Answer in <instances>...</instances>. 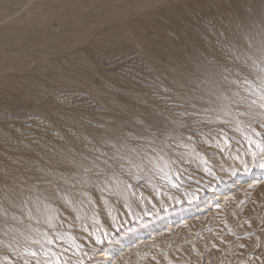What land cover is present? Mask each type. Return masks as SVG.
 I'll return each instance as SVG.
<instances>
[{"label":"rangeland","instance_id":"obj_1","mask_svg":"<svg viewBox=\"0 0 264 264\" xmlns=\"http://www.w3.org/2000/svg\"><path fill=\"white\" fill-rule=\"evenodd\" d=\"M262 41L264 0H0V264H264L261 117L260 136L249 116L193 123L229 81L264 111ZM192 111L201 115L175 123ZM153 134L175 141L177 187L158 178L168 155L153 156L126 198L75 184L95 149L111 156L112 144ZM53 186L89 196L66 207ZM22 189L41 196L31 217Z\"/></svg>","mask_w":264,"mask_h":264},{"label":"snow or ice","instance_id":"obj_2","mask_svg":"<svg viewBox=\"0 0 264 264\" xmlns=\"http://www.w3.org/2000/svg\"><path fill=\"white\" fill-rule=\"evenodd\" d=\"M264 44V41H262ZM261 56L264 58V47L261 48ZM260 84L257 86L260 89H264V67L260 69ZM224 80H228V77H224ZM237 83V81H229L228 86L224 85H216L215 91H212L210 95L215 97V101H208L210 106L208 108L203 109V113L207 114L206 120H196L193 123H214L216 119H219V114L223 113L226 116H232L233 119L237 120V124H242L243 120L238 119V117L249 116L250 120L248 123V127L252 128V131L256 136H260L261 133L256 131V128L253 127V123L255 122L256 115L261 117V123L259 127L264 128V111L259 113L252 112V105L256 104V100H251L248 103V97L242 95L240 91H233L231 88L232 84ZM243 84H248L249 81L245 77L242 80ZM247 88L244 89V92H248ZM218 93V94H217ZM261 100H264V92L261 94ZM200 99H204L201 97ZM247 104V108L244 111L240 110V106ZM195 108V105H193ZM259 108L264 110V103H260ZM181 119L176 121L175 123L179 124L181 127H185L186 123L183 117L187 116H199L201 113L196 111L192 112H182L179 114ZM224 123H228L227 120ZM239 130V127L237 128ZM171 137V133L168 134ZM141 143L136 147H130L127 142H121L119 147L116 144H112L111 147L115 149L113 155L109 156L106 152L101 151L99 148L95 149L97 155L91 160L90 166L80 164L78 167L82 169L80 172L74 174L78 175L80 179L76 180L75 184L78 185H87L95 188L97 192L100 193L101 198L103 199L105 194H111L116 197L126 198L131 195H135L134 185L129 181L132 178L136 180H141L143 177L141 173L146 170L150 171L151 166H154L153 156L162 157L163 155H168V161L165 164L167 171L161 170L163 174L158 178L166 181L171 184L172 187H177L178 185L175 183V180L179 179V169L176 168L177 163H183V161H179L178 157L170 155V152L173 149L174 140L170 142L168 138L164 140H160L158 137L153 134L152 140L145 143L147 140L146 137H137ZM187 140L190 142L192 140V136H188ZM187 147V144H185ZM264 151V149H262ZM87 159V157L85 158ZM260 167H264V155H261V163ZM247 170V169H246ZM121 175L127 177L126 180H121ZM66 184L69 183L67 179L64 181ZM75 184L73 188H75ZM33 191H35V186H33ZM52 194L56 197H60L63 200V203L66 207L72 205L73 203H79L84 205L86 203L85 199L80 197H88L89 193L81 192L79 195H72L71 199L67 194L61 196V191L59 188L53 186ZM18 198V206L21 209H27L28 214L31 217L32 209L29 208V205H32L36 209L37 212L40 211L38 205L42 202L40 195L30 196L25 193L22 189L19 193L16 194ZM45 200L48 198L45 197ZM91 199L87 201V203H91ZM123 207L130 208V205L127 203L125 199V203L122 205ZM0 211H3L5 214L7 213V208H0ZM56 217L53 216L48 220L49 229H58L60 226L57 224H53L52 220ZM75 219H79V217H75ZM49 244L61 241L62 236L58 233L54 235L52 238L45 237ZM39 243V241H36ZM95 243L98 245L102 243L100 237L95 239ZM243 247V245H241ZM31 256L35 257L37 255L36 251H32L30 249H25ZM27 264V261L24 262ZM39 264V262H37ZM47 264H51V261H48ZM82 264V262H81Z\"/></svg>","mask_w":264,"mask_h":264},{"label":"bare ground","instance_id":"obj_3","mask_svg":"<svg viewBox=\"0 0 264 264\" xmlns=\"http://www.w3.org/2000/svg\"><path fill=\"white\" fill-rule=\"evenodd\" d=\"M238 184H240V182H238V183H236V185H238ZM225 193L224 192H221V193H218L216 196L217 197H215V199L217 198V199H222V197L224 198V195ZM205 202V201H204ZM203 202H201V204H202ZM197 205H199L200 206V204H197ZM197 205H194V206H197ZM193 206V207H194ZM193 207H191L192 209H194ZM190 209V208H189ZM188 210V208H186V209H181V210H179V212H177V213H175L176 215H169L167 218H164L163 220H161V223H165V220L166 219H168V220H170L171 218H174V217H177L178 215H179V213H184L185 211H187ZM174 216V217H173ZM148 228H151V226L150 225H148L147 227H144V228H140V229H138V231L137 232H139V231H143V232H147L148 231ZM131 235H133V236H137V233H133V234H130V236L129 237H131L132 238V236ZM126 239H128V238H126ZM123 241H125V239H123ZM122 241V242H123ZM112 245L113 244H111V246L109 247V249H107V251L106 252H104V253H102L101 254V258L100 259H103V260H106V259H108L109 258V256L107 255V252H109V250H111L112 248ZM122 246L123 244H119V242H117V243H114V245L113 246ZM112 250H114V249H112ZM96 264H101V263H96Z\"/></svg>","mask_w":264,"mask_h":264}]
</instances>
